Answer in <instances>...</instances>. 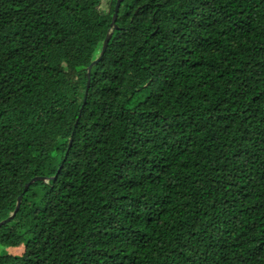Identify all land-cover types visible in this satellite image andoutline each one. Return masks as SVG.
<instances>
[{"label":"trees","instance_id":"obj_1","mask_svg":"<svg viewBox=\"0 0 264 264\" xmlns=\"http://www.w3.org/2000/svg\"><path fill=\"white\" fill-rule=\"evenodd\" d=\"M116 2L0 0V264H264V0H124L84 103Z\"/></svg>","mask_w":264,"mask_h":264},{"label":"water","instance_id":"obj_2","mask_svg":"<svg viewBox=\"0 0 264 264\" xmlns=\"http://www.w3.org/2000/svg\"><path fill=\"white\" fill-rule=\"evenodd\" d=\"M123 1H124V0H117V2H116V6H115V10H114V14H113V19H112V23H111V29L108 31V33H107V35H106V38H105V40H104V44H103V47H102V50H101L100 56H99L95 61H93V62L88 66V68H87L88 82H87V88H86V91H85L84 103H85L86 98H87L88 88H89V84H90V73H91V69H92L93 66H95L96 64H98V63L102 60V58H103V56H104V54H105V52H106V50H107L108 43H109V41H110V39H111V37H112V34H113V29L117 28V26H116L115 23H116V20H117V18H118L119 10H120V7H121V4H122ZM81 110H82V109H81ZM36 181H47V179L44 178V177H36V178L32 179L29 183L26 184V186H25V190H24V191H26V190L28 189V187H29L32 183H34V182H36ZM21 198H22V195H20V196L18 197V199H17V203H16V207H15L14 211L9 215L8 218H6L5 220H3V221L0 222V227H1L2 225H4V224L9 223L10 221H12V220L14 219L15 215L17 214V212H18V210H19V208H20Z\"/></svg>","mask_w":264,"mask_h":264},{"label":"rangeland","instance_id":"obj_3","mask_svg":"<svg viewBox=\"0 0 264 264\" xmlns=\"http://www.w3.org/2000/svg\"><path fill=\"white\" fill-rule=\"evenodd\" d=\"M144 98L143 96H137L135 99H134V103L130 104L131 107H133L138 101H142Z\"/></svg>","mask_w":264,"mask_h":264}]
</instances>
